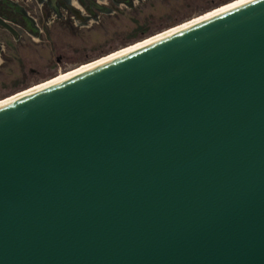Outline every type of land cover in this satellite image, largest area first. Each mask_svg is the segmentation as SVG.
Wrapping results in <instances>:
<instances>
[{
  "label": "water",
  "instance_id": "1",
  "mask_svg": "<svg viewBox=\"0 0 264 264\" xmlns=\"http://www.w3.org/2000/svg\"><path fill=\"white\" fill-rule=\"evenodd\" d=\"M0 264H264V0L1 103Z\"/></svg>",
  "mask_w": 264,
  "mask_h": 264
},
{
  "label": "rangeland",
  "instance_id": "2",
  "mask_svg": "<svg viewBox=\"0 0 264 264\" xmlns=\"http://www.w3.org/2000/svg\"><path fill=\"white\" fill-rule=\"evenodd\" d=\"M230 1L104 0L75 21L63 12L2 50L0 100Z\"/></svg>",
  "mask_w": 264,
  "mask_h": 264
},
{
  "label": "flooded vegetation",
  "instance_id": "3",
  "mask_svg": "<svg viewBox=\"0 0 264 264\" xmlns=\"http://www.w3.org/2000/svg\"><path fill=\"white\" fill-rule=\"evenodd\" d=\"M103 2L104 0H0V54L5 47L11 45L15 36L24 37L25 32H40L41 25L49 23L50 18H58L63 12H68L73 21L83 19L85 16L80 14L81 10L82 13L83 10L92 13V6L100 7L99 3Z\"/></svg>",
  "mask_w": 264,
  "mask_h": 264
},
{
  "label": "bare ground",
  "instance_id": "4",
  "mask_svg": "<svg viewBox=\"0 0 264 264\" xmlns=\"http://www.w3.org/2000/svg\"><path fill=\"white\" fill-rule=\"evenodd\" d=\"M239 1H241V0H232V1H230V2H227V3L221 4V5L217 6V7H214V8H212V9H210L209 11H206V12L203 13V14L197 15V16H195V17H193V18H191V19H188V20H186V21H184V22H182V23H180V24H178V25H175V26L169 27V28H167V29H165V30H163V31H161V32H159V33L157 32L156 34L151 35V36H149V37H147V38H145V39H143V40H141V41H137V42H134V43H132V44H130V45L124 46V47H122V48H120V49H118V50H115V51H113V52H110V53L107 54V55H104V56H102V57H100V58H98V59H95V60H93V61H89V62L83 63V64H81V65H79V66H77V67H75V68H72V69H70V70H68V71L60 72V73L57 74L56 76L51 77V78H49V79H47V80H45V81H43V82H41V83L34 84V85H32V86H29V87H27V88H25V89H22V90H20V91L14 93V94H12V95H10V96H7V97L1 99V100H0V104L6 102V101H8V100H11V99H13V98H15V97H18V96H20V95H23V94H25V93H27V92H30V91H32V90H35V89H37V88H39V87H42V86H44V85H47V84H49V83H51V82H54V81H56V80H59V79H61V78H63V77H66V76H68V75H70V74H73V73H75V72H78V71H80V70H82V69H85V68H87V67H90V66H92V65H94V64H97V63H99V62H102V61H104V60H106V59H109V58H111V57H114V56H116V55H118V54H120V53H123V52H125V51H127V50H130V49H132V48H134V47H136V46H139V45H141V44H143V43H146V42H148V41H150V40H152V39H155V38H157V37H159V36H162V35H164V34H166V33H168V32H171V31H173V30H175V29H178V28H180V27H182V26H184V25H187V24H189V23H191V22H194V21H196V20H198V19H200V18H203V17H205V16H207V15H210V14L216 12V11H219V10H221V9H223V8H225V7H228V6L232 5V4H235V3L239 2Z\"/></svg>",
  "mask_w": 264,
  "mask_h": 264
}]
</instances>
